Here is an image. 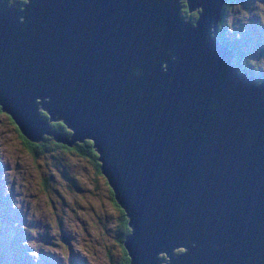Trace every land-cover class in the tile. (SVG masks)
I'll return each mask as SVG.
<instances>
[{
  "label": "water",
  "instance_id": "95a60500",
  "mask_svg": "<svg viewBox=\"0 0 264 264\" xmlns=\"http://www.w3.org/2000/svg\"><path fill=\"white\" fill-rule=\"evenodd\" d=\"M222 1L184 0L191 23L176 0H0V111L91 141L128 264H264V76L215 40Z\"/></svg>",
  "mask_w": 264,
  "mask_h": 264
},
{
  "label": "rangeland",
  "instance_id": "374dc122",
  "mask_svg": "<svg viewBox=\"0 0 264 264\" xmlns=\"http://www.w3.org/2000/svg\"><path fill=\"white\" fill-rule=\"evenodd\" d=\"M234 4L235 8L239 5L233 10L239 12V22L233 14L219 20L228 43H223L219 31L214 38L226 48L239 49L236 57L247 55V65L253 61L260 69L264 66V32L248 22H259L261 27L257 9L264 15V0ZM261 75L256 70L254 81ZM108 189L103 176L71 152L48 146L31 157L8 115L0 111V241L5 246L12 244L3 247V252L14 262L119 264L121 246L110 226L114 207ZM9 234L12 242L7 239ZM155 256L158 264L166 263L163 252Z\"/></svg>",
  "mask_w": 264,
  "mask_h": 264
},
{
  "label": "trees",
  "instance_id": "16d2710c",
  "mask_svg": "<svg viewBox=\"0 0 264 264\" xmlns=\"http://www.w3.org/2000/svg\"><path fill=\"white\" fill-rule=\"evenodd\" d=\"M4 1L9 5L19 7L23 3L24 0H4ZM179 1H180L179 8H178L179 14L181 16L187 17V19L192 23L194 21V19L197 17V14L199 13V7H196V8L187 12V8L185 6L184 0H179ZM236 1H239V0H223L219 4L218 20L215 21V26H216L215 28H216V31H219L220 34H222L221 38H222L223 43H225V44L228 43V41H227V39L224 38V34H223L224 27L222 28L219 20L223 21V19L225 17H228L230 14H233L236 16V20L238 21V18L240 17V15H238L239 12H233V10H237L239 7V5H238L237 8H235L234 2H236ZM257 14L260 17V20L262 22V23L260 22L261 27H259V22H256V21L248 22L249 26L251 28H254V29L256 28L260 32H264V15H263V11L261 8L257 9ZM242 35L244 36L245 34L243 33ZM234 50H235L236 54L234 55V57L232 59V64L237 69L238 72H246L247 75H250V76L253 75L254 76L256 73V70H257L262 74L261 76H264V66L261 67L260 69H258V68H256L255 63L253 61H252V63H250V65H247L248 63H247V60L245 58V56H247V55H242V56L236 57V55L239 53V49H234ZM255 81H256V83L259 82L258 80H255ZM37 113H38L39 118L44 119L46 121L47 125L49 126V128L51 130L59 132L63 135H67L68 133H70V130L67 127H65V125L63 124V122L60 119L47 121V115L44 111L37 109ZM18 134H19V137L21 139L22 145L24 146L25 150L30 154L31 157H32V155H38L40 152L47 149L48 146L55 147V148H58L60 150L65 151V152H71V153L75 154L77 159L78 158H80V159L85 158L89 162L90 166L92 167V170H94L95 173L103 176L99 172L98 166H99L100 162L98 160H96V158L98 156L97 152L95 150H93V147L91 146V141L87 138H83V139H81V141H76V142L70 144L69 146H67V145H63L57 141H54L50 135H41L39 141L33 142V141L26 139L21 133L18 132ZM105 183H106V181H105ZM108 194H109V197H111V199H112L111 202H112V205L114 207V209H113L114 213L112 215H110V218L112 219V223L110 224V226H113L115 228L113 235H114V237L116 235L115 239H116V241H118V244L121 246V256H120L119 264H128V256H127L126 250L122 246V240H123L124 236H126L129 233V226L126 223L127 222V216L124 214V211L120 208V206L116 203V201L113 199L110 189H108ZM4 216H6L5 212H4ZM11 234H13V233H11ZM11 234H9L7 237V239L9 241H11V239H10V237L12 236ZM3 247H12V244L5 246L4 243L0 241V264H18L16 262H14V260L11 257H8L4 254ZM181 250H183V248L180 246L177 249H175V252H179ZM23 252L27 253L25 251H23ZM29 264H31V263L29 262ZM71 264H73V263H71Z\"/></svg>",
  "mask_w": 264,
  "mask_h": 264
},
{
  "label": "bare ground",
  "instance_id": "6f19581e",
  "mask_svg": "<svg viewBox=\"0 0 264 264\" xmlns=\"http://www.w3.org/2000/svg\"><path fill=\"white\" fill-rule=\"evenodd\" d=\"M236 53H235V50L234 49H232L231 50V54H230V60H229V64L231 65V66H233V64H232V59H233V57H234V55H235ZM234 67V66H233ZM233 72L234 73H240V72H238L237 71V69L234 67V69H233ZM246 73V72H245ZM111 191V190H110ZM111 193H112V191H111Z\"/></svg>",
  "mask_w": 264,
  "mask_h": 264
},
{
  "label": "clouds",
  "instance_id": "9594fccd",
  "mask_svg": "<svg viewBox=\"0 0 264 264\" xmlns=\"http://www.w3.org/2000/svg\"><path fill=\"white\" fill-rule=\"evenodd\" d=\"M219 10V9H218ZM217 20H218V15H217ZM260 80V78L258 79V81ZM254 82H256V81H254Z\"/></svg>",
  "mask_w": 264,
  "mask_h": 264
},
{
  "label": "flooded vegetation",
  "instance_id": "af4514ba",
  "mask_svg": "<svg viewBox=\"0 0 264 264\" xmlns=\"http://www.w3.org/2000/svg\"><path fill=\"white\" fill-rule=\"evenodd\" d=\"M235 3V2H234Z\"/></svg>",
  "mask_w": 264,
  "mask_h": 264
}]
</instances>
